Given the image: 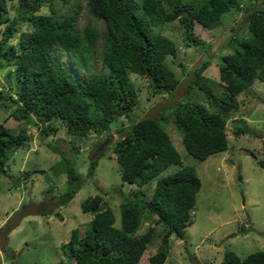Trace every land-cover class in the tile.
Wrapping results in <instances>:
<instances>
[{"label": "trees", "instance_id": "trees-1", "mask_svg": "<svg viewBox=\"0 0 264 264\" xmlns=\"http://www.w3.org/2000/svg\"><path fill=\"white\" fill-rule=\"evenodd\" d=\"M9 1L18 3L19 15L2 30L0 68L13 66L9 74H15L19 90L12 96L0 88V107L13 108L11 115L21 124L10 128L0 121V173L6 170L11 152L26 143V126L40 125L43 143L60 155L52 166L53 172L66 176V186L60 193H53V185L44 190L48 202L41 213L53 212L67 204L86 180L93 178L101 153L88 160L82 175L76 169L69 143L59 137L47 139L57 130L51 120L59 118L73 142L90 131L101 134L118 119L125 118L127 123L116 129L118 138L112 148L122 182L144 184L156 179L171 164L180 168L158 177L148 200L139 194L123 199L119 204V227L114 225L113 210L102 205L103 197L100 194L89 197L81 208L93 216L83 236L78 227L71 230L63 253L74 264H139L155 227L143 233L137 231L143 220L153 218L155 225L161 224L165 232L149 260L151 264L164 263L171 235L183 239L186 227L193 221L191 210L201 188L195 167L182 165L164 125L170 121L180 133L187 152L200 160L228 149L225 125L239 108L237 96L254 81L264 82V0L256 5H249V0H61L62 5H67L64 14L54 6L49 14H36L43 0H0V25L8 20ZM80 1L87 5L92 18L102 21L104 36H100L90 18L80 32L75 31ZM242 7L250 33L242 38L236 35L229 38L232 51L220 58L219 80L203 74L209 63L204 60L193 68L187 82L186 93L195 92L207 105L178 101L167 116L159 112L135 119L132 111L138 99L135 90L129 87L131 73L146 82L152 96L172 95L180 84L165 62L168 56L177 53L175 42L162 32L167 22H179L185 40L192 46H200L204 41L195 34L194 23L213 29L221 24L224 13L240 11ZM24 21L31 30L20 31L17 42L9 43ZM99 41L101 69L105 71L102 76L78 79L54 56L56 46H60L78 67L87 69ZM178 66L186 70L182 63ZM234 132L241 134L246 128L238 127ZM260 163L264 166V161ZM29 174L30 171L25 172V176ZM46 179L50 180L48 175ZM54 214L62 218L58 211ZM218 264H264V250L241 258L227 249Z\"/></svg>", "mask_w": 264, "mask_h": 264}, {"label": "rangeland", "instance_id": "rangeland-1", "mask_svg": "<svg viewBox=\"0 0 264 264\" xmlns=\"http://www.w3.org/2000/svg\"><path fill=\"white\" fill-rule=\"evenodd\" d=\"M260 2L249 0V5ZM61 3V0H43L36 14H49L51 6L59 7L60 13L64 14L67 5ZM80 4V12L74 23L75 31L80 32L90 18L96 24L100 36H104L102 21L89 15L84 2L80 1ZM165 6L171 9L169 4L165 3ZM7 7L8 20L0 25V39L5 26L19 15L16 1H9ZM246 23L244 8L224 13L221 24L213 29L194 23V32L204 43L192 46L185 40L179 22H167L162 32L175 42L177 53L168 56L165 62L174 71L180 84L172 95L152 96L146 82L131 73L129 87L135 90L138 99L132 116L138 119L159 112L167 116L178 101H197L207 105L202 96L195 92L186 93L192 70L202 61H208L203 74L219 80L220 58L232 51L229 38L232 35L238 38L248 36L250 32ZM23 30H31L26 21L20 22L16 36L9 38V43H16L19 32ZM100 44L99 41L87 69L78 67L75 59L62 52L60 46H56L54 56L78 79L99 77L105 73L101 69ZM178 63L185 65L186 70H182ZM10 70H13V66L0 68V88L7 95L15 96L19 87L16 85L15 74H9ZM237 99L239 108L225 125L228 149L212 154L205 160L187 152L180 133L170 121L164 125L181 156L182 165L195 167L201 188L191 210L192 223L186 227L183 239L171 235L168 256L162 264H218L227 249L233 250L241 258L257 250H264V166L260 163L264 161V82L254 81ZM12 109L0 107V121L7 127L17 128L21 122L12 117ZM51 123L57 130L47 139L59 137L62 142L69 143L76 169L82 175L85 174L88 160L98 153H101V158L93 178L86 180L67 204L57 207L53 212L41 213L48 202L44 190L53 185V193H60L66 186V176L53 172L52 166L59 161L60 155L43 143L40 125L26 126V143L11 152L5 165L6 170L0 173V264H74L68 262L63 253V245L68 242L73 228L78 227L80 236L84 235V229L93 216L91 212L82 211L84 201L100 194L103 197L102 205H108L113 210L114 225L119 227V204L123 199L139 194L148 200L154 191L156 179L180 168L177 164H171L156 179L144 184L122 182L112 148L118 138L116 129L127 123L125 118L118 119L101 134L90 131L73 142L70 141L66 125L59 118H53ZM238 127L246 128V132L235 134ZM26 171H30L28 176H25ZM47 175L50 180L46 179ZM55 211L62 215L61 219L56 217ZM152 226L155 231L139 264H151L149 257L156 252L165 232L161 224L155 225L154 219L149 218L141 222L137 234Z\"/></svg>", "mask_w": 264, "mask_h": 264}]
</instances>
